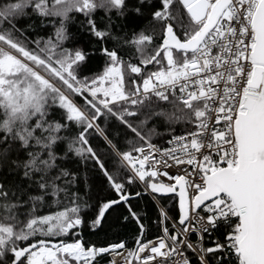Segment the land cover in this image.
Listing matches in <instances>:
<instances>
[{"label": "snow or ice", "instance_id": "obj_1", "mask_svg": "<svg viewBox=\"0 0 264 264\" xmlns=\"http://www.w3.org/2000/svg\"><path fill=\"white\" fill-rule=\"evenodd\" d=\"M0 264H264V0H0Z\"/></svg>", "mask_w": 264, "mask_h": 264}, {"label": "trees", "instance_id": "obj_2", "mask_svg": "<svg viewBox=\"0 0 264 264\" xmlns=\"http://www.w3.org/2000/svg\"><path fill=\"white\" fill-rule=\"evenodd\" d=\"M103 11L102 10H98L96 13V18L99 19L101 16H103ZM82 17L80 15H75L74 19L72 22H70L68 24V31L69 33L72 34V39H70L67 43H66V47L68 48H72L74 45H80L83 46L86 50L89 48H92L93 45L96 46V48H99L101 46L100 43L96 42L95 38L91 37L89 33H87L85 30H83L80 26V21H81ZM28 22L27 18H23L20 23L21 24H25ZM45 31H51L50 28L45 29ZM107 46H111V41L107 42ZM95 59H93L92 61V65H93V70H95V65L96 64H102L103 61L101 59V54L96 51L94 53ZM147 199V198H146ZM143 203V202H142ZM112 231H120V232H124L126 231L123 228H119V227H114L112 229ZM97 236H99L100 238H103L104 233H99L97 234ZM97 236H89L87 238L90 239H97Z\"/></svg>", "mask_w": 264, "mask_h": 264}]
</instances>
